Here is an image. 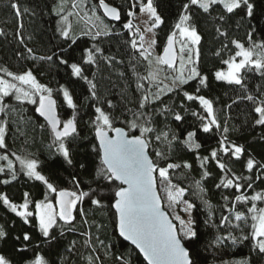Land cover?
Masks as SVG:
<instances>
[{
	"label": "snow or ice",
	"instance_id": "1",
	"mask_svg": "<svg viewBox=\"0 0 264 264\" xmlns=\"http://www.w3.org/2000/svg\"><path fill=\"white\" fill-rule=\"evenodd\" d=\"M8 6L24 49L16 55L33 66L0 67V186L23 176L33 182L29 188L39 185L43 192L37 199L24 190L15 199L0 188V207L27 226L13 235L14 220L11 228L0 223V264H134L140 257L143 264H254L253 255L264 259V159L233 139L241 129L229 126L233 105L247 102L245 123L264 129V39H255L257 32L264 36L258 26L264 0H177L163 43L159 33L168 18L157 0H53L50 14L58 18L60 43L51 54H37L26 42L33 37L25 38L23 17L36 13L20 0H9ZM233 17L247 22L244 39L231 36L227 25ZM202 18L211 21L220 43L211 81L202 67ZM121 35L130 50L127 71L117 69L125 61L104 48ZM77 48L78 57L69 52ZM40 62L62 66L68 83L42 82L34 72ZM101 62L121 78L128 72L134 78L138 95L128 99L122 90L119 114L113 100L101 94ZM254 77L261 83L250 87ZM212 81L234 93L222 109L216 107L219 97L204 94ZM80 82L79 92L68 86ZM25 104L43 120L38 125L48 134L43 151H32L27 139L19 149L8 143L10 117ZM82 105L90 111L86 121ZM85 141L91 160L77 158ZM49 162L73 170L66 178L69 186L57 183ZM90 211L109 218L112 237L101 238L108 225L90 219ZM66 233L82 240H71L61 253ZM108 240L121 241V247L127 242L128 250L116 255L115 242ZM9 241L7 250L2 246ZM246 242L249 256H230Z\"/></svg>",
	"mask_w": 264,
	"mask_h": 264
},
{
	"label": "trees",
	"instance_id": "2",
	"mask_svg": "<svg viewBox=\"0 0 264 264\" xmlns=\"http://www.w3.org/2000/svg\"><path fill=\"white\" fill-rule=\"evenodd\" d=\"M120 0H117L119 3ZM21 6H27L32 9L36 15L32 16L26 14L23 17L24 23V36L25 38L29 35L33 37V40L28 43L29 47H33L37 54H51V51L56 50V45L60 43L58 34L55 32L56 20L57 17L50 14V8L52 6L53 0H20ZM159 10L162 14L168 18L167 23L163 26V30L159 33V40L163 43L168 27L172 21L175 19V12L177 6V0H157ZM9 0H0V29H3L7 35L0 36V67L7 66L12 71H20L27 67H32L33 62L28 60L19 59L16 55L17 52L24 51L23 46L19 45L18 39L15 37V32L17 28V21L13 15V10L8 6ZM255 23V22H254ZM231 36L244 39L245 33L248 30V24L246 21H239V17H233L229 20L228 25ZM259 27H264V18H261L259 21ZM200 27L203 34L202 41V67L205 71L211 73V70L219 66L218 58L213 55V52L220 47V43L215 39V31L210 20L205 21L203 18L200 21ZM87 38L84 37L79 43L83 44V41ZM127 39L126 36L121 35L118 37L111 38L110 42L104 44V48L107 54L115 55L118 59H123L125 61L124 65H117V69L127 71V60L130 50L128 46L124 43ZM255 39L257 41L264 39V36H261L257 32ZM69 52L73 56L79 55L80 49L77 48L74 52L70 49ZM25 55H27L25 53ZM55 59V58H54ZM143 72V68L139 69ZM34 72L44 83H50L51 86H55L57 81L60 83H68V76L66 75L65 70L62 66L52 65L48 63L40 62L39 65L34 69ZM44 73L40 75V73ZM97 79L99 80L100 90L102 95H107L109 99H112L113 102L117 105L116 112L119 114L121 108L123 107V102L121 101L122 90H127V98L132 99L134 96L138 95L135 91V81L132 78L131 73L128 72L126 77L121 78L115 70H109L107 66L101 62L100 70L97 73ZM212 80L210 75V81ZM250 87L253 84L261 83L259 77H254L250 82ZM130 85V87H129ZM68 86L75 87L76 91L79 92L82 90V82L80 84H68ZM204 94L212 98L219 97V101L216 103L217 109H222L224 105L230 103V98L234 96V93L230 86L223 83H216L212 81L211 91L204 90ZM178 102V101H177ZM18 114L13 113L10 117V131L8 136V143L13 149H19L23 145V141L27 139L31 145L32 151L41 150L43 151L44 144L47 143L48 134L46 131H42L39 128V124L43 123V120L38 117L34 112V106L32 105H17ZM26 109V110H25ZM248 106L247 102L240 103L238 105H233L230 110L231 120L229 121V126L235 125L239 127L241 131L239 133H233L232 138L238 140L239 143L246 144L248 150L258 159H264V140H262L261 133H264V129L259 127L253 128L250 123H245L248 117ZM90 114L89 109L82 105L81 107V116L83 120H87ZM225 112H220L221 119L224 118ZM159 119H163L162 117ZM186 119L191 122L193 118L188 115ZM163 125H161L162 127ZM175 126V125H173ZM83 128V124L81 125ZM19 129V131H17ZM23 133V135H21ZM14 141V142H13ZM34 141V143H33ZM88 143L85 141L81 144L78 159L87 158L92 159L91 156H86L88 153ZM48 168L59 177L57 183L61 186H69L66 183V178L69 177V172L73 171L69 169L65 171L63 167L60 166L57 162H49ZM91 170V165L90 169ZM83 179L87 180V174H82ZM26 178L21 176L19 182H13V185L3 187L2 190L8 191L9 194L18 199L19 195L24 190H30L33 192L35 198L41 199L43 189L41 186L36 185L32 188H29V185L33 182H25ZM217 198L213 197V202ZM86 209H90V205H85ZM89 218H95L98 222L102 221L107 226V229L102 233V237L105 236L112 237L113 228L109 223V218L102 217L98 212L92 213L90 211ZM15 221V228L13 229V235L20 232L21 227L27 229V226L22 225V222L19 218L15 217L14 214L9 213L3 207H0V223L6 225V227H12V221ZM79 227V225H78ZM81 239L77 236L76 233H66L65 237L61 241V253H64V247L73 240ZM106 242H115L116 247L113 249L116 255H119L121 252H126L128 250L127 243L125 247H121V241L118 240H108ZM12 242L9 241L7 244L3 245L7 250L11 249ZM83 252L84 249H81ZM85 254H87L85 252ZM250 254L249 246L247 242L245 244L237 245L234 249L231 250L230 256L236 259L247 257ZM134 257L136 253H133ZM75 259L79 260L78 257ZM254 264H264V259L256 257L253 255ZM106 264H113V261L109 260ZM134 264H143L142 258L134 261Z\"/></svg>",
	"mask_w": 264,
	"mask_h": 264
},
{
	"label": "water",
	"instance_id": "3",
	"mask_svg": "<svg viewBox=\"0 0 264 264\" xmlns=\"http://www.w3.org/2000/svg\"><path fill=\"white\" fill-rule=\"evenodd\" d=\"M42 119V118H41ZM127 243V242H126ZM142 258V257H141Z\"/></svg>",
	"mask_w": 264,
	"mask_h": 264
}]
</instances>
